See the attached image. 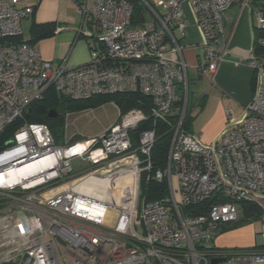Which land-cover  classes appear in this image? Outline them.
<instances>
[{
    "label": "built area",
    "instance_id": "built-area-1",
    "mask_svg": "<svg viewBox=\"0 0 264 264\" xmlns=\"http://www.w3.org/2000/svg\"><path fill=\"white\" fill-rule=\"evenodd\" d=\"M74 1L90 53L86 63L68 66L23 38L32 6L0 0V135L19 122L0 146V264H264V60L253 48L239 60L253 69L252 98L239 117L227 112L207 147L183 127L199 109L188 107L179 40L190 14L205 47L194 68L215 72L232 54L227 11L239 5L264 26V0H140L143 19L135 22L129 0ZM50 88L76 99L135 92L149 102L124 113L112 102L118 117L102 133L58 144L46 123L25 120ZM147 119L134 146L131 132ZM159 120L173 134L165 164L156 167ZM151 181L165 182L166 191L148 201L141 185ZM210 197L205 213H187ZM241 201L261 209L262 243L216 248V235L240 219Z\"/></svg>",
    "mask_w": 264,
    "mask_h": 264
},
{
    "label": "crops",
    "instance_id": "crops-1",
    "mask_svg": "<svg viewBox=\"0 0 264 264\" xmlns=\"http://www.w3.org/2000/svg\"><path fill=\"white\" fill-rule=\"evenodd\" d=\"M78 1H84L87 7H91L95 2V0ZM20 5L33 7V13L22 22L23 38L37 48L43 58L52 60L55 64L64 62L68 66L81 65L89 60L90 50L87 37L84 34H78L80 26L84 29L85 25L82 23V15L74 0H21ZM187 20L186 36H179V40L184 45L183 55L186 62L189 58L194 59V54L198 64L205 58V47L202 44V35L195 19L188 14ZM46 23L52 24L51 33L34 38L32 28L36 24ZM225 34L232 54L220 63L215 72L197 71L194 66H189L187 70L188 105L198 104L200 108L195 116L190 113L185 129L198 133L199 137L208 143L215 140L224 127L226 111H231L234 116L239 117L246 110L253 95V69L246 61L239 60L253 48L254 13L239 5H233L227 11ZM190 71L195 74L193 81H203L206 88L197 101L190 99ZM204 97L214 98L219 102L215 115L207 110V98L204 99ZM203 115L205 116L201 120L203 126L201 129L198 128L199 132L195 131V126H199V120ZM227 229H222L221 232ZM214 245L222 249L220 247L224 243L221 241L217 244L214 241Z\"/></svg>",
    "mask_w": 264,
    "mask_h": 264
},
{
    "label": "trees",
    "instance_id": "trees-1",
    "mask_svg": "<svg viewBox=\"0 0 264 264\" xmlns=\"http://www.w3.org/2000/svg\"><path fill=\"white\" fill-rule=\"evenodd\" d=\"M133 4V21H138L143 19V4L140 0H129ZM52 24H36L32 28V34L34 38H40L47 36L51 33ZM28 42V41H27ZM253 50L256 56L259 59L264 60V26H258L254 22V41H253ZM253 88V82H252ZM114 98L115 100H113ZM106 99H112V102L115 103L122 113L127 110L135 107H142V101H148L149 99L135 92H126V93H114L108 95H97L85 99H76L63 94L58 93L52 88L48 89L45 92V95L31 103L30 107L25 113V120L29 122H42L46 123L53 133L55 128L58 125H62L65 119V116L69 112H77L87 108H94L96 105L102 104ZM56 112L55 116L50 115V113ZM172 116H175V112L172 113ZM190 112L187 114L183 121V127H186V122L189 121ZM11 125V127L6 130L2 135H0V146L4 143L8 137H10L13 130H15L17 124ZM151 119L143 121L137 129L131 132V136L134 142V146L137 145V139L139 133L150 127ZM156 141L152 149V159L156 167H161L165 164L168 148L172 138L171 127L165 122L159 120L156 124ZM166 183H157L154 181L145 183L141 185V195L148 201H153L157 198H160L165 194ZM214 202L213 197L208 198L204 202L197 203L195 205L189 206L186 210L187 213L191 211L194 214H202L207 211L208 206ZM243 217L240 222L236 225H226L223 229H227L229 226H237L238 224H243V222H250L251 220H258L261 218L262 212L259 206L255 203L249 201H241L239 203ZM232 225V226H231Z\"/></svg>",
    "mask_w": 264,
    "mask_h": 264
},
{
    "label": "rangeland",
    "instance_id": "rangeland-1",
    "mask_svg": "<svg viewBox=\"0 0 264 264\" xmlns=\"http://www.w3.org/2000/svg\"><path fill=\"white\" fill-rule=\"evenodd\" d=\"M192 29V28H191ZM190 29V30H191ZM192 31V30H191ZM194 59H187V65L192 67L196 66L197 62L195 60V55L193 54ZM190 99L192 101H197L200 96H202L206 90L203 81H193L195 78V74L190 71ZM207 97H204L206 99ZM115 100L114 98H112ZM112 99H106L100 105H96L94 108H87L77 112H69L64 119L62 125H58L55 128V138L58 144H65V142L75 141L79 139L89 138L95 135H98L103 132L104 128L108 127L111 122L115 121L118 117V110L113 105ZM207 110L211 111L216 114L219 108V102L216 101L214 98H207ZM192 104H189V110L192 107ZM198 105V109H199ZM197 111L190 112L192 116L196 115ZM226 111V119L225 125L220 131V133L224 130L226 126V122L228 120ZM206 116V114H205ZM204 115L199 120V126H195V131H198V128L201 129L203 126L202 121L205 117ZM195 120V119H194ZM193 120V123H194ZM193 126V124H192ZM197 129V130H196ZM199 132V131H198ZM219 133V134H220ZM200 140L201 144L204 146H211L215 140L212 142H205L199 137L198 133H194ZM217 138V137H216ZM215 138V139H216ZM173 184L175 188V194L177 199H181L180 197V189H179V182L176 177L173 178ZM243 214L241 213L240 219L233 223L232 225H236L238 222L241 221ZM231 225V226H232ZM262 227V221L258 220H251L250 222H243V224H238L237 226L229 227L227 230L218 233L215 237V242L218 244L219 242H223V246H219L222 249H248L254 246H257L262 243L263 239L260 236V230ZM264 242V241H263Z\"/></svg>",
    "mask_w": 264,
    "mask_h": 264
},
{
    "label": "water",
    "instance_id": "water-1",
    "mask_svg": "<svg viewBox=\"0 0 264 264\" xmlns=\"http://www.w3.org/2000/svg\"><path fill=\"white\" fill-rule=\"evenodd\" d=\"M56 114H57L56 112L50 113V115H53V116H55ZM219 261H220V259L214 258V259H212V264H217Z\"/></svg>",
    "mask_w": 264,
    "mask_h": 264
}]
</instances>
